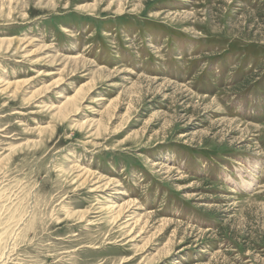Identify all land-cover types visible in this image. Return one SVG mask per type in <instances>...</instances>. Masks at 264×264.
Masks as SVG:
<instances>
[{"label": "rangeland", "instance_id": "rangeland-1", "mask_svg": "<svg viewBox=\"0 0 264 264\" xmlns=\"http://www.w3.org/2000/svg\"><path fill=\"white\" fill-rule=\"evenodd\" d=\"M0 264H264V0H0Z\"/></svg>", "mask_w": 264, "mask_h": 264}]
</instances>
